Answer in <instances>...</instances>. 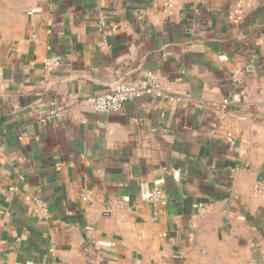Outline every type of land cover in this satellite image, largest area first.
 <instances>
[{"label":"crops","instance_id":"0c3cea01","mask_svg":"<svg viewBox=\"0 0 264 264\" xmlns=\"http://www.w3.org/2000/svg\"><path fill=\"white\" fill-rule=\"evenodd\" d=\"M167 1L0 0V264H264V0Z\"/></svg>","mask_w":264,"mask_h":264},{"label":"built area","instance_id":"2783aa9c","mask_svg":"<svg viewBox=\"0 0 264 264\" xmlns=\"http://www.w3.org/2000/svg\"><path fill=\"white\" fill-rule=\"evenodd\" d=\"M165 7L166 11L168 13H171L172 9L174 8L173 1H167ZM105 34L107 35V32H104L103 40L101 42V47L103 48L108 47ZM60 64L61 60L59 58H52L45 62V67L47 70L51 71L58 67ZM4 92L5 88L0 85V96H3ZM140 97H155L159 100L169 101L172 103H178L181 101L179 97L174 96L165 90L164 86L153 72H147L145 73L143 78L139 79L138 81L130 83L119 82L111 91L101 95L90 97L88 99V104L96 113L111 115L122 112L125 108V105L129 101ZM227 103V101L223 102L222 109L226 108ZM221 112L223 111L221 110ZM50 116L51 118H57L59 116V113L57 112V110H53L51 111ZM231 137L232 135H230V138ZM255 192L257 194L263 193L260 185H257L255 187ZM84 200L87 202L89 201V199L86 197L84 198ZM147 200L151 205L156 207L166 205V196L163 190L159 187H156L149 192ZM34 201L40 208L36 211L38 216L42 219H48L50 217V211L43 203V201L40 198H35ZM96 246L103 250H112L116 247V243L112 241L99 240L96 242Z\"/></svg>","mask_w":264,"mask_h":264}]
</instances>
